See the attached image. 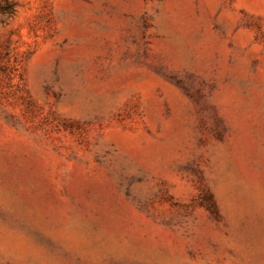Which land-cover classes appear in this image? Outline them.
<instances>
[{"label":"rangeland","instance_id":"rangeland-1","mask_svg":"<svg viewBox=\"0 0 264 264\" xmlns=\"http://www.w3.org/2000/svg\"><path fill=\"white\" fill-rule=\"evenodd\" d=\"M0 264H264V0H0Z\"/></svg>","mask_w":264,"mask_h":264}]
</instances>
